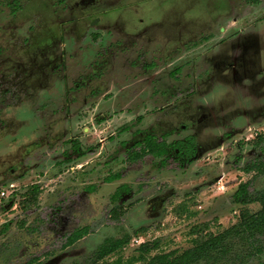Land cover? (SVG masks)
Returning a JSON list of instances; mask_svg holds the SVG:
<instances>
[{
	"label": "rangeland",
	"instance_id": "1",
	"mask_svg": "<svg viewBox=\"0 0 264 264\" xmlns=\"http://www.w3.org/2000/svg\"><path fill=\"white\" fill-rule=\"evenodd\" d=\"M35 1L0 0V264H145L143 241H160L150 255L183 251L193 226L236 223L239 183L264 189V0ZM233 18L241 31L220 32ZM165 137L188 158L167 144L131 158Z\"/></svg>",
	"mask_w": 264,
	"mask_h": 264
},
{
	"label": "trees",
	"instance_id": "2",
	"mask_svg": "<svg viewBox=\"0 0 264 264\" xmlns=\"http://www.w3.org/2000/svg\"><path fill=\"white\" fill-rule=\"evenodd\" d=\"M164 144V140L157 142L148 140L143 148L134 151L130 156L132 159L143 157L146 151L154 152ZM167 146L170 148V144ZM255 168L261 169L260 165L254 163L246 166L245 170L249 172ZM250 185L251 181H242L234 192V201L242 205V211L236 223L218 233L207 231L208 224L193 226L191 229V233L194 235L193 244L183 251L173 249L150 255L159 248L160 241L158 239L143 241L138 247L136 260H144L145 264H199L202 262L205 264H246L249 258L261 255L264 252L262 240L264 235V189L253 191L250 190ZM129 189L127 184L122 183L113 193L112 200H119L123 193L128 192ZM40 192L41 187L33 185L21 199V206L24 209H29L37 204ZM252 203H260L261 207L258 210H253L249 207ZM112 211L115 214L119 212L117 207H113ZM120 212L122 213L123 210ZM142 230H146V228L144 227ZM89 231L88 226L75 229L68 235L65 245L74 244ZM130 238L131 236L126 234L120 238L105 239L99 248L97 258L103 259L108 254L123 249L129 244Z\"/></svg>",
	"mask_w": 264,
	"mask_h": 264
},
{
	"label": "flooded vegetation",
	"instance_id": "3",
	"mask_svg": "<svg viewBox=\"0 0 264 264\" xmlns=\"http://www.w3.org/2000/svg\"><path fill=\"white\" fill-rule=\"evenodd\" d=\"M35 0H25V6H26V3L27 4H31V3H33V4H35ZM15 4V2H12V5H14ZM22 2H21V4L20 5H17L18 7L17 8H15L14 6V10L13 11H15V12H17L18 11V9H19V7L20 6H22ZM60 4V3H59ZM43 7V6H42ZM251 10V9H250ZM14 12V13H15ZM239 21V20H241V19H239V18H233V19H230L229 20V22L226 24V25H220L219 26V31L221 32L222 30H220V28H222L223 27V31H226L227 30V27H229V28H231V27H233V28H235V30H234V32H233V34H237L238 32H240L241 31V29H240V27H242L241 26V24H239V23H233L234 21L236 22V21ZM239 24V25H238ZM225 29V30H224ZM13 34H14V32H13ZM214 35H215V37H217V34L216 33H212V34H210V37H214ZM222 37V36H221ZM223 39H225V37H223V38H221V40H223ZM220 40V41H221ZM224 41V40H223ZM26 42V41H25ZM24 42V43H25ZM16 45V44H15ZM181 50V49H180ZM137 59V58H136ZM253 59V58H252ZM247 60V59H246ZM246 60L244 61V63H246ZM236 62H239V61H236ZM240 62H242V61H240ZM229 65H231V66H237V64H235V62H230L229 63ZM228 65V66H229ZM226 66H227V64H226ZM211 68V67H210ZM211 70V69H210ZM210 70H206L205 71V73H206V78H207V80H209L211 77H213V74L210 72ZM261 74H264V70L263 71H261ZM208 75V76H207ZM205 77L203 78L202 77V81H204V82H206V79ZM166 115V114H165ZM168 116V115H167ZM204 117H206V118H210V117H215L216 116V112L214 111V109L212 108V107H208L206 110H205V112H204V115H203ZM262 116H264V114H263V111H261V113L260 114H258V117H260V119H261V117ZM168 117H170V116H168ZM204 117H202L201 116V118H204ZM172 118V117H171ZM205 119V118H204ZM259 118H257V119H254V120H252L251 118H249L248 119V121L250 122H252V121H256V120H258ZM199 121H201V120H199ZM250 122V123H251ZM193 138V137H192ZM163 140H164V143L165 144H170V148H169V151H167L168 152V155L171 153H174V154H176V156L179 158V160H184V159H187L188 157L187 156H189V154L187 153L188 152V147L186 148V150L187 151H185L184 149H182V148H180V147H178L177 145H174L173 144V142H169L167 139H166V137L165 138H163ZM202 147V145H197L196 146V148L197 149H195V147L194 146H192V148H193V151H189L190 152V154H192V152H194L193 153V155H195V153H197V150L198 151H200V148ZM140 150V149H139ZM167 160V157H165L164 159H163V162H165ZM129 188H130V186H129ZM116 191V190H115ZM114 191V192H115ZM113 192V193H114ZM113 193H112V195H113ZM112 195H111V198H112ZM122 197V196H121ZM120 197V198H121ZM119 198V199H120ZM116 201H119V200H116ZM115 201V202H116Z\"/></svg>",
	"mask_w": 264,
	"mask_h": 264
},
{
	"label": "built area",
	"instance_id": "4",
	"mask_svg": "<svg viewBox=\"0 0 264 264\" xmlns=\"http://www.w3.org/2000/svg\"><path fill=\"white\" fill-rule=\"evenodd\" d=\"M0 194H1V196H4V195H6V190L4 189V190H2L1 192H0Z\"/></svg>",
	"mask_w": 264,
	"mask_h": 264
}]
</instances>
